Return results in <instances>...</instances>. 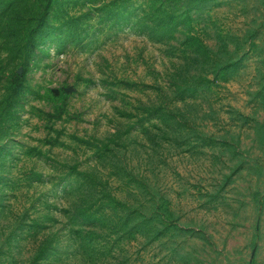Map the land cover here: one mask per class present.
I'll return each instance as SVG.
<instances>
[{"label":"rangeland","instance_id":"obj_1","mask_svg":"<svg viewBox=\"0 0 264 264\" xmlns=\"http://www.w3.org/2000/svg\"><path fill=\"white\" fill-rule=\"evenodd\" d=\"M43 4L0 0V113L10 24L55 27L0 126V264H264V0Z\"/></svg>","mask_w":264,"mask_h":264},{"label":"trees","instance_id":"obj_2","mask_svg":"<svg viewBox=\"0 0 264 264\" xmlns=\"http://www.w3.org/2000/svg\"><path fill=\"white\" fill-rule=\"evenodd\" d=\"M67 3V0H44L42 15L48 13L54 7V10H59ZM14 39L19 41L20 51L22 52V71L16 73L10 79L7 86V96L4 101L3 110L0 113V126L5 119L10 118L15 110V104L19 98L27 74L29 63L33 54L52 35V30L55 28L52 24H47L45 21L38 20L31 26H25L24 21H14L12 24ZM83 212V209L81 210ZM83 216L84 213H81ZM88 218V217H85ZM47 246L41 250L42 253L47 252Z\"/></svg>","mask_w":264,"mask_h":264}]
</instances>
